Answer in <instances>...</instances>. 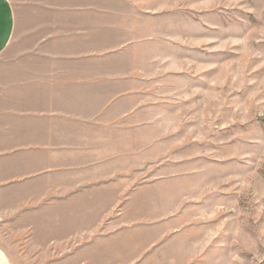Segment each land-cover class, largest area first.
I'll return each instance as SVG.
<instances>
[{
	"label": "rangeland",
	"instance_id": "374dc122",
	"mask_svg": "<svg viewBox=\"0 0 264 264\" xmlns=\"http://www.w3.org/2000/svg\"><path fill=\"white\" fill-rule=\"evenodd\" d=\"M139 4L148 17L114 61L148 128L113 161V213L86 226V256L27 232L6 239L12 264H264V0ZM94 247L116 249V263Z\"/></svg>",
	"mask_w": 264,
	"mask_h": 264
},
{
	"label": "crops",
	"instance_id": "0c3cea01",
	"mask_svg": "<svg viewBox=\"0 0 264 264\" xmlns=\"http://www.w3.org/2000/svg\"><path fill=\"white\" fill-rule=\"evenodd\" d=\"M21 3L19 24L15 1L0 0V264L14 256L6 239L27 232L39 247L86 256L82 242L96 235L86 226L101 225L121 193L113 198V161L148 128L134 120L131 74L114 61L148 17L144 0ZM95 247L116 263V249Z\"/></svg>",
	"mask_w": 264,
	"mask_h": 264
}]
</instances>
